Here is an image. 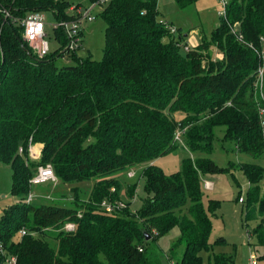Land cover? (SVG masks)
Listing matches in <instances>:
<instances>
[{"label":"trees","instance_id":"obj_1","mask_svg":"<svg viewBox=\"0 0 264 264\" xmlns=\"http://www.w3.org/2000/svg\"><path fill=\"white\" fill-rule=\"evenodd\" d=\"M176 1L185 7L196 0ZM71 3L0 0V10L11 16L0 12V160L11 166L13 192L19 195L0 216V264L10 257L15 264H161L150 244L176 226L180 234L168 259L182 246L175 264H202L201 252L212 247V221L201 176L228 169L198 154L212 153L215 129L224 127L222 140L233 142L238 153L264 155L258 108L264 106V0H229L227 21L219 18L209 40L203 37L184 52L158 19L157 0H110L97 15L106 24L101 60L65 50L60 27L53 30L62 47L39 57L13 17L49 11L57 21L66 20L73 16ZM227 22H238L242 41ZM211 45L222 53L220 60L210 58ZM65 54L74 63L57 65L56 58ZM175 111L182 115L179 121ZM178 128L195 156L184 157L179 171L166 174L153 162L178 147ZM34 144L41 145L38 161L29 156ZM47 163L60 183L91 182L88 200H80L75 188L70 206L28 202L29 180ZM132 168H141L145 193L135 212L120 194V176ZM240 168L249 183L245 218L255 219L264 208V198L259 214L252 207L264 168L248 162ZM136 186L127 185L131 199ZM106 200L125 207L106 213ZM218 204L209 199V211ZM66 222L75 229L63 230ZM263 225L261 219L254 230L260 242ZM223 241L218 237L215 243ZM213 264H233V257L215 255Z\"/></svg>","mask_w":264,"mask_h":264},{"label":"rangeland","instance_id":"obj_2","mask_svg":"<svg viewBox=\"0 0 264 264\" xmlns=\"http://www.w3.org/2000/svg\"><path fill=\"white\" fill-rule=\"evenodd\" d=\"M71 4L88 5V0H70ZM158 19L169 24L172 37L179 41L180 50L186 51L198 45L202 38L210 39L211 31L219 25V13L223 11L220 0H196L194 3L185 7H180L176 0H157ZM45 16L44 39L48 43L49 52H53L62 47V40L54 35L53 25L57 24L55 16L49 12H43ZM68 20V19H66ZM105 22L100 16H96L92 22H81L79 29L81 32V48L77 50V56L85 58L91 54L95 60H101L104 55L105 47ZM208 54L212 60H220L222 53L214 46L209 47ZM67 54L57 57V65L73 64ZM174 118L179 121L182 118L180 112L172 113ZM182 129V128H178ZM224 127L215 129V140L211 154H198L211 158L219 167L228 170L219 173H208L201 176V189L203 192L204 205L212 221L210 233V243L212 247L208 251L201 252L202 264H213L214 256L225 254L233 257V264H264V242L258 240L257 233L254 232L261 219L264 220V208L262 214L255 219L246 220L245 211L247 202V192L249 183L240 168L241 163H256L264 168V155L254 158L248 154L238 153L235 144L231 141L222 140ZM180 144V145H179ZM178 147L154 160V164L161 168L166 174H170L181 169L182 159L186 156H195L188 151L186 146L179 143ZM34 144L33 153L38 161L40 154L36 153ZM41 146V145H40ZM20 152V151H19ZM23 153V150L22 152ZM30 162V161H29ZM140 169L132 168L128 173L120 176L122 187L120 194L122 200L129 203V209L135 212L142 206L145 193L143 191L144 180L139 177ZM132 170V171H131ZM137 173V174H136ZM205 180L210 181V186L206 187ZM137 182L134 198L126 195L127 185ZM77 189L80 200H88L92 184L89 181L80 182H44L41 184L30 185L29 193H39L31 202L39 203L44 198L45 193L51 194V200L43 199L44 203L56 202L60 205L70 206L74 198L73 189ZM59 196V197H57ZM242 198L244 202H240ZM264 198V179L260 182L259 198L252 205L256 213L260 211V200ZM218 201V206L213 212L209 211L208 200ZM19 195L13 192V171L9 164L0 160V216L4 209L10 204L17 202ZM108 202L109 201H104ZM264 229V225H263ZM179 228H172L165 235L159 237L154 243L150 244L149 250L155 249L156 254L161 260V264H168V255L172 253L170 249L178 239ZM218 237H223L224 241L215 243ZM152 246V247H151ZM182 252V246L178 247L173 260H178ZM254 253L256 258L251 263L250 255Z\"/></svg>","mask_w":264,"mask_h":264},{"label":"built area","instance_id":"obj_3","mask_svg":"<svg viewBox=\"0 0 264 264\" xmlns=\"http://www.w3.org/2000/svg\"><path fill=\"white\" fill-rule=\"evenodd\" d=\"M110 0H94L88 3V5H71L69 10L73 16L68 20L58 21L57 24L53 27H60L65 32L67 37V43L65 48L70 52L77 51L81 47V32L79 29V24L83 21L92 22L95 20L99 11L103 6H105ZM222 7L224 8L222 12L219 13V18L227 21V7L229 0H220ZM0 12L3 14L4 18L11 17L7 9H1ZM13 21L17 24H20L23 27L22 36L23 39L29 44L33 51L39 56L44 57L49 53V47L47 41L44 39L46 34L44 33L45 26V16L42 12H30L23 18L13 17ZM165 23V22H164ZM231 32L234 33L236 38L242 41V34L238 32V22L230 24L227 22ZM168 29L171 32V27L169 24L165 23ZM188 49V48H187ZM262 58L264 57V52H261ZM263 81V69L259 67L257 73V85L262 86ZM260 98L264 101V95L260 93ZM259 115L261 118V127L264 128V106H258ZM183 129H177L174 133V141L183 144L182 141ZM19 151L22 152V148H19ZM29 156L31 159L35 160V154L33 153V147L29 145L28 147ZM30 184H41L44 182H57L56 175L54 173L53 167L51 164L47 163L44 165H39L31 176L29 180ZM206 187L210 186V181L205 180ZM112 190H114L112 188ZM32 194L29 193L27 196V201L30 202L32 199ZM240 202L244 200L239 199ZM106 213H111L113 210H117L125 207V203L122 201L116 203L104 202L103 206ZM75 229V224L72 222H66L63 226L65 231H73ZM25 231H21V235H24ZM141 250V249H140ZM256 256L254 253H251L250 260L251 263H254ZM7 264H15L14 257H10L7 261ZM168 264H175V261L168 259Z\"/></svg>","mask_w":264,"mask_h":264},{"label":"crops","instance_id":"obj_4","mask_svg":"<svg viewBox=\"0 0 264 264\" xmlns=\"http://www.w3.org/2000/svg\"><path fill=\"white\" fill-rule=\"evenodd\" d=\"M40 148H41V146L39 145V144H37L36 145V153L37 154H40ZM33 196H32V199L34 198V197H37V199H40L39 197H38V195H40L39 193H31ZM38 194V195H37ZM44 195V198L45 199H51L52 197L50 196L51 194H49V193H45V194H43ZM57 197H59V196H57ZM43 197H42V200H40V201H43V199H44ZM31 199V200H32ZM244 202V201H243Z\"/></svg>","mask_w":264,"mask_h":264},{"label":"water","instance_id":"obj_5","mask_svg":"<svg viewBox=\"0 0 264 264\" xmlns=\"http://www.w3.org/2000/svg\"><path fill=\"white\" fill-rule=\"evenodd\" d=\"M66 50V48H65ZM146 240H149L150 239V235L146 234V237H145Z\"/></svg>","mask_w":264,"mask_h":264}]
</instances>
